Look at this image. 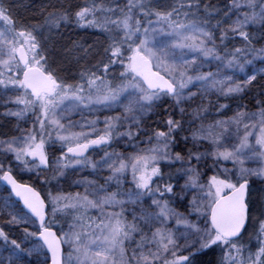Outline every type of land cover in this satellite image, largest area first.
Segmentation results:
<instances>
[{"label":"snow or ice","instance_id":"1","mask_svg":"<svg viewBox=\"0 0 264 264\" xmlns=\"http://www.w3.org/2000/svg\"><path fill=\"white\" fill-rule=\"evenodd\" d=\"M38 14L0 0V264H264V0Z\"/></svg>","mask_w":264,"mask_h":264},{"label":"trees","instance_id":"2","mask_svg":"<svg viewBox=\"0 0 264 264\" xmlns=\"http://www.w3.org/2000/svg\"><path fill=\"white\" fill-rule=\"evenodd\" d=\"M74 2L83 3L84 0H74ZM120 2L123 3V0H120ZM213 2H216V0H213ZM4 3L6 6H11L14 16L17 18L37 23L40 20L38 9L42 4H46L47 0H4ZM71 34L73 39L80 40L85 46L93 43L94 39H97V41L103 40V37L97 33L96 29L73 28ZM255 46H264V40L256 42Z\"/></svg>","mask_w":264,"mask_h":264},{"label":"rangeland","instance_id":"3","mask_svg":"<svg viewBox=\"0 0 264 264\" xmlns=\"http://www.w3.org/2000/svg\"><path fill=\"white\" fill-rule=\"evenodd\" d=\"M94 40L97 41V39H94ZM3 111H4V109L2 107H0V112H3ZM105 114H108V113L98 114L99 117H100V121H101L99 127H101V128L103 127L102 121L104 119V115ZM228 115L231 116L232 113L229 112ZM73 118L76 119V120H79L80 119V116L79 115H74ZM87 118L88 119H92V118H94V116L93 115H87ZM154 119H155V117H154ZM8 120H11V123H9ZM15 123H16V121H15L14 118H0V126H2V127H0V132H7V131H9L10 129H12L14 127ZM122 146H123V144L121 143V145L117 147V150H122ZM102 154L103 153L100 150H97L96 152H93L92 153V156H93L94 159H99L100 155H102ZM251 166L252 167H255L256 165L255 164H252ZM89 171L90 170L85 169L79 175L74 176L73 179H79L81 176H87L88 173H89ZM89 178H91V177H89ZM64 187H65V189L67 191H77V190L83 191V188L82 187H80V188H77V187H69L68 185H64ZM113 190H114V188H113ZM250 232H251V229H250ZM18 234L19 233H14V235H18ZM253 243H255V237L254 236H253Z\"/></svg>","mask_w":264,"mask_h":264}]
</instances>
